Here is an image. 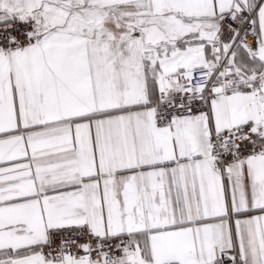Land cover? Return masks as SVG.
<instances>
[{"label":"snow or ice","instance_id":"1","mask_svg":"<svg viewBox=\"0 0 264 264\" xmlns=\"http://www.w3.org/2000/svg\"><path fill=\"white\" fill-rule=\"evenodd\" d=\"M0 264H264V0H0Z\"/></svg>","mask_w":264,"mask_h":264}]
</instances>
